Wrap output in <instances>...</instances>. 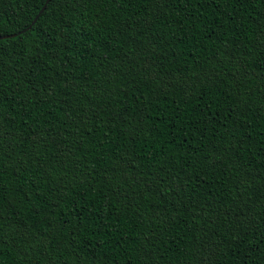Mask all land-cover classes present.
Wrapping results in <instances>:
<instances>
[{
    "label": "trees",
    "instance_id": "16d2710c",
    "mask_svg": "<svg viewBox=\"0 0 264 264\" xmlns=\"http://www.w3.org/2000/svg\"><path fill=\"white\" fill-rule=\"evenodd\" d=\"M4 35L0 264H264V0H0Z\"/></svg>",
    "mask_w": 264,
    "mask_h": 264
},
{
    "label": "water",
    "instance_id": "95a60500",
    "mask_svg": "<svg viewBox=\"0 0 264 264\" xmlns=\"http://www.w3.org/2000/svg\"><path fill=\"white\" fill-rule=\"evenodd\" d=\"M44 7H45V6H43V7L40 9L39 13H38L37 16L34 18V20H33L32 23H34V21L37 19L38 15L43 11ZM29 27H30V26H28L27 28L23 29L21 32L27 30ZM14 35H15V34H12V36H14ZM9 36H11V35L0 36V38L9 37Z\"/></svg>",
    "mask_w": 264,
    "mask_h": 264
}]
</instances>
